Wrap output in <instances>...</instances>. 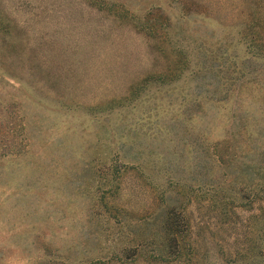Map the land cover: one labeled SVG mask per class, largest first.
<instances>
[{"label": "rangeland", "instance_id": "374dc122", "mask_svg": "<svg viewBox=\"0 0 264 264\" xmlns=\"http://www.w3.org/2000/svg\"><path fill=\"white\" fill-rule=\"evenodd\" d=\"M0 264H264V0H0Z\"/></svg>", "mask_w": 264, "mask_h": 264}, {"label": "trees", "instance_id": "16d2710c", "mask_svg": "<svg viewBox=\"0 0 264 264\" xmlns=\"http://www.w3.org/2000/svg\"><path fill=\"white\" fill-rule=\"evenodd\" d=\"M190 229V222L183 221L178 213L170 211L163 223L166 250L176 256L180 255L181 247L186 243ZM180 258L176 257L175 260L179 261Z\"/></svg>", "mask_w": 264, "mask_h": 264}]
</instances>
